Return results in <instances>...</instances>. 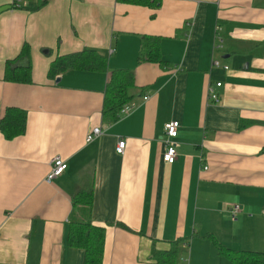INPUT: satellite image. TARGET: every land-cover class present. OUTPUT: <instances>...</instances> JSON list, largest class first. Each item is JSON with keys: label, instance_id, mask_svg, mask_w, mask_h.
I'll list each match as a JSON object with an SVG mask.
<instances>
[{"label": "crops", "instance_id": "crops-1", "mask_svg": "<svg viewBox=\"0 0 264 264\" xmlns=\"http://www.w3.org/2000/svg\"><path fill=\"white\" fill-rule=\"evenodd\" d=\"M12 1L0 0L8 6L0 118L18 107L26 126L13 139L0 132V264H83L82 250L67 244L69 221L84 217L72 205L81 188H91V221L105 228L102 264H157L155 255L181 239L175 264H235L206 234L231 250L264 252V0H47L37 9ZM217 34L223 46L213 52ZM143 36L158 37L165 67L140 59ZM24 43L31 82L5 81V62ZM85 48L107 57L106 72L47 76L57 55ZM112 69L131 70L144 90L132 89L126 111L107 122ZM216 82L213 102L207 86ZM170 120L180 126L167 164ZM95 127L101 133L87 142ZM55 155L67 166L47 181Z\"/></svg>", "mask_w": 264, "mask_h": 264}, {"label": "trees", "instance_id": "trees-1", "mask_svg": "<svg viewBox=\"0 0 264 264\" xmlns=\"http://www.w3.org/2000/svg\"><path fill=\"white\" fill-rule=\"evenodd\" d=\"M47 0H27L25 8H39ZM119 2L158 7L161 0H117ZM223 37L215 35L213 52L220 50L223 46ZM158 37L143 36L140 59L158 63L164 66L165 61L160 57L158 49ZM165 67V66H164ZM93 70L106 72L107 57L98 53L95 49L85 48L79 52L57 55L50 63L47 76L51 79L66 72L67 70ZM5 81L14 83L31 82L30 48L24 43L19 53L5 62ZM132 89L143 92L134 84L133 74L127 69H112L109 80L104 91L102 108L103 121L113 122L117 120L123 108L132 100ZM26 126V111L18 107H6L0 118V132L6 139H13L24 133ZM92 202L91 188H81L72 197V205L75 209L83 212L84 217H74L68 223L67 244L79 248L83 252V264H102L105 228L92 223L90 209ZM126 228V227H124ZM215 245L218 254L235 264H264V252L231 250L219 243L212 234H206ZM182 240L173 242L166 251H160L155 255L157 264H175L177 250Z\"/></svg>", "mask_w": 264, "mask_h": 264}, {"label": "built area", "instance_id": "built-area-1", "mask_svg": "<svg viewBox=\"0 0 264 264\" xmlns=\"http://www.w3.org/2000/svg\"><path fill=\"white\" fill-rule=\"evenodd\" d=\"M13 4L16 6L20 5H26L27 0H13ZM212 65L213 66H220V63L217 59L212 60ZM223 68L226 70L228 67L226 65L223 66ZM221 85V82H216L215 84L209 83L207 86V95L208 99H210L213 102L219 101V94L216 92L215 87H219ZM147 96H144V99H146ZM126 111L124 108L122 112ZM180 124L178 120H170L164 123L163 125V145H164V150L162 153V160L167 163L171 164L175 161L176 159V148H175V138L177 137L178 134V128ZM101 133L100 127H95L91 130V132L86 136V141H92L96 136H98ZM125 148V140L120 139L117 142L116 145V151L117 153L121 154L123 153ZM66 161L60 156V155H55L51 159V166L50 170L46 176L47 181H51L54 178L58 177L61 175L65 169H66ZM206 168V167H205ZM239 207L238 205H234L232 208V215L234 217L235 213L238 212Z\"/></svg>", "mask_w": 264, "mask_h": 264}, {"label": "water", "instance_id": "water-1", "mask_svg": "<svg viewBox=\"0 0 264 264\" xmlns=\"http://www.w3.org/2000/svg\"><path fill=\"white\" fill-rule=\"evenodd\" d=\"M8 7V6H7ZM7 7L3 6V7H0V11H3L4 9H7ZM56 81H59V78L57 77L56 78Z\"/></svg>", "mask_w": 264, "mask_h": 264}]
</instances>
